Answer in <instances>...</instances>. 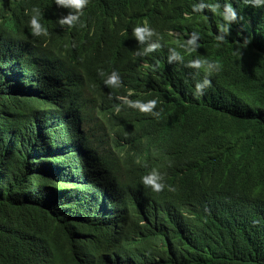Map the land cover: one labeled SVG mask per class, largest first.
<instances>
[{"label":"trees","instance_id":"obj_1","mask_svg":"<svg viewBox=\"0 0 264 264\" xmlns=\"http://www.w3.org/2000/svg\"><path fill=\"white\" fill-rule=\"evenodd\" d=\"M225 2L88 0L68 26L55 0H0V264H264V6L227 0L224 21ZM113 70L156 100L149 140L116 110ZM125 145L151 169L183 158L162 193Z\"/></svg>","mask_w":264,"mask_h":264},{"label":"clouds","instance_id":"obj_2","mask_svg":"<svg viewBox=\"0 0 264 264\" xmlns=\"http://www.w3.org/2000/svg\"><path fill=\"white\" fill-rule=\"evenodd\" d=\"M246 2H250L254 8H259L261 6H264V0H246ZM87 3H88V0H55V4L58 7L67 8V9L72 10V11H68L66 15L59 17L57 19V23L60 25L66 24L68 26H72L73 24H75L78 21V18L82 14L80 10L83 9L87 5ZM201 7H203V5L194 6V10L198 12ZM209 7L212 11H216L219 6L212 4V5H209ZM220 15L222 16L224 21H233L236 19V12L234 11L233 7L227 3V0L223 6V9H222V12L220 13ZM39 16H40L39 10L35 7L32 8L31 15L29 16V19H28V25L31 28L34 36H40L41 34L46 35V29L40 24ZM220 30L222 32L226 31V25L224 27H221ZM132 33H133V35L137 41H145L148 37L153 35V29L148 27L147 24L145 23V24L138 25V26L134 27L132 29ZM196 35H198V33L192 34V37L188 41L189 45H191L193 43V41L196 38ZM155 48H157V45L151 44V45H149V47L147 49H145V51L151 52ZM189 50H191V49H189ZM189 64L193 67H196V68L201 67V62L199 60H192L189 62ZM211 67H212V65L210 64L209 69H211ZM100 75L103 76V72H100ZM103 84L105 86L115 87V91L113 92L112 96H113V100H114V103L116 106V110L119 113L123 114L122 116L127 122H130L129 126L131 129L133 128L134 122H133V120H130V118H132L131 116H127L125 111H121V105H122L121 103H125L128 107L135 108L134 110H132V109L131 110L135 114L136 118L141 117L145 121L152 123V125L154 127L159 126V121L156 118L152 119L151 116H149L148 114H145V112H151V115H153L154 117H159L158 111H152V109L156 105L155 99H151V100H147V101H143V102L140 100H137L136 98L134 100H128V98H130L129 96L132 97L133 94L130 90L127 91L126 87H125L126 92H128L130 95L128 94L129 96H126L125 100L120 99L123 97V95H121L119 92L123 91V86L120 83L119 74L115 70H113L111 73H109L107 75V77L103 80ZM208 84H209V81L207 79H205L202 84L196 83L194 95L200 96L201 95V88L208 85ZM118 99L121 100L120 104H118ZM148 118H151L150 121L147 120ZM137 123H138V121H137ZM132 130L136 134H138L137 132H139V131H136V129H132ZM156 130H154V132H156ZM139 134L141 137L143 136L140 132H139ZM149 139H150L149 136L145 135V140H149ZM122 147H124L128 150L131 149L130 153L129 152L128 153L132 154L133 160H137L135 162H137V163L143 162L145 165L150 164V162H147V161L145 162V159L143 158V156L141 154H139L137 152V150L134 149L132 146L125 145ZM116 150H114L115 155H116ZM182 159L183 158L171 159V160L164 159L161 166L154 165L155 168H152L151 170L147 171L146 173H145V170L141 169V171L144 173V176L141 177V182L143 185L138 184V183L137 184L141 188H143L146 192H149V190L151 189V191L157 192V194L162 193L160 191L162 189L165 190L166 187L163 183V177H162L161 173H165L164 175H166V178H167V175L170 173L169 170L175 169ZM135 179L137 180V178H135ZM169 190H171V189H169Z\"/></svg>","mask_w":264,"mask_h":264},{"label":"rangeland","instance_id":"obj_3","mask_svg":"<svg viewBox=\"0 0 264 264\" xmlns=\"http://www.w3.org/2000/svg\"><path fill=\"white\" fill-rule=\"evenodd\" d=\"M121 95L122 91L119 92ZM121 109L125 112H127V116H131L130 120L133 121H138V123H133V126L135 127L136 131H139L143 136L149 132V122L145 121L141 117H135V114L131 112V109L134 110L135 108L128 107L125 103H121ZM131 112V113H130ZM146 133V134H145ZM145 134V135H144ZM141 137V136H140ZM142 140H145L143 137H141ZM131 151L124 148L120 147L116 150V156L120 159L121 163L125 167V169L131 173L133 176H135L140 184L141 182V177L144 176V173L141 171V169H145V166H141L139 163L133 161V156L132 154H129ZM129 152V153H128ZM147 171H149L147 169ZM146 173V171H145ZM143 185V184H142ZM145 186V185H144ZM146 187V186H145ZM149 188V187H148Z\"/></svg>","mask_w":264,"mask_h":264},{"label":"bare ground","instance_id":"obj_4","mask_svg":"<svg viewBox=\"0 0 264 264\" xmlns=\"http://www.w3.org/2000/svg\"><path fill=\"white\" fill-rule=\"evenodd\" d=\"M129 89H127V91H128ZM122 94H123V97L122 98H120V99H123V100H125L126 98V96H129L130 94L128 93V92H126V88L124 89L123 88V91H122ZM129 94V95H128ZM130 98H128V100H133V98L131 97V96H129ZM120 101L121 100H119L118 99V104H120ZM121 111H123L122 109H121ZM131 112H133L132 110H131ZM130 112V113H131ZM127 113V112H126ZM150 119L151 118H148L147 120H149L150 121ZM134 123H137V121H134ZM149 132H147V134H146V136H149L150 135V133H152V131H154L155 130V127L152 125V123H150L149 124ZM132 129H135V127L133 126V128ZM138 133V135H140L139 134V132H137ZM144 139H145V136H142ZM133 161H137V160H133ZM139 164L141 165V166H145V169H143V170H145L146 172H147V169L148 170H151V168L148 166V165H145L143 162H139ZM134 178H136L135 176H134Z\"/></svg>","mask_w":264,"mask_h":264}]
</instances>
